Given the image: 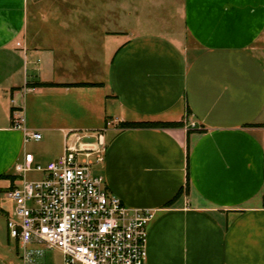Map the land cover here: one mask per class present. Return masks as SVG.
<instances>
[{"label": "crops", "instance_id": "0c3cea01", "mask_svg": "<svg viewBox=\"0 0 264 264\" xmlns=\"http://www.w3.org/2000/svg\"><path fill=\"white\" fill-rule=\"evenodd\" d=\"M82 1L0 0V180L42 163L13 117L54 140L48 162L100 135L107 192L155 212L146 264H264V0H181L166 32Z\"/></svg>", "mask_w": 264, "mask_h": 264}, {"label": "built area", "instance_id": "2783aa9c", "mask_svg": "<svg viewBox=\"0 0 264 264\" xmlns=\"http://www.w3.org/2000/svg\"><path fill=\"white\" fill-rule=\"evenodd\" d=\"M11 128L21 130L26 143L42 139L25 128L22 117H13ZM83 141L70 131L57 159L42 166L27 153L16 166L23 182L8 193L14 210L6 227L21 264H38L45 250H57L61 264H146L147 226L155 212L129 209L110 195L93 172L104 159L102 136L92 144ZM31 172L43 176L27 181Z\"/></svg>", "mask_w": 264, "mask_h": 264}, {"label": "rangeland", "instance_id": "374dc122", "mask_svg": "<svg viewBox=\"0 0 264 264\" xmlns=\"http://www.w3.org/2000/svg\"><path fill=\"white\" fill-rule=\"evenodd\" d=\"M51 1V0H50ZM48 0H43V2L48 3ZM56 1V0H52ZM59 1V0H58ZM61 1V0H60ZM92 2V6L98 7L100 4L104 2H110L115 5V0H90ZM181 0H122L123 7V28H134L133 15L136 14L138 16L143 17H155V28L158 30H165L167 26H171L170 24H166L170 20V11L176 10L175 8L178 6V2ZM75 6L78 3H81L82 0H73ZM108 3V4H110ZM181 3V2H180ZM86 5V4H85ZM81 10V9H79ZM92 11V10H91ZM47 10L44 8V15H46ZM99 12V11H98ZM96 11L93 12V15L97 16H105L108 13V9H101V12L98 13ZM69 14H71L69 12ZM73 16H79L78 12L72 13ZM110 16V15H108ZM166 21V22H165ZM178 23V19L177 22ZM174 23L172 26L174 27ZM178 25V24H177ZM103 26V24H102ZM171 26V27H172ZM172 27V28H173ZM42 136V135H41ZM88 140H84V143H87ZM54 140H50L48 138L42 137L39 142H30L27 144V150L31 151L34 154H39L41 157V164L45 166L49 159L46 157L49 153L53 152ZM99 166L93 167L94 173H99ZM100 174V173H99ZM42 174L39 173H27L26 180L27 181H35L42 178ZM23 182V179L19 176L14 179V186L19 187ZM13 186V187H14ZM12 183L8 179L0 180V264H21L19 260V251L17 249L16 243L14 240L8 237L6 222L7 219L12 217L14 210V203L10 197H8L9 191L13 188ZM61 254L57 250H45L44 256L39 259L38 264H61Z\"/></svg>", "mask_w": 264, "mask_h": 264}, {"label": "trees", "instance_id": "16d2710c", "mask_svg": "<svg viewBox=\"0 0 264 264\" xmlns=\"http://www.w3.org/2000/svg\"><path fill=\"white\" fill-rule=\"evenodd\" d=\"M181 123H122L120 124L121 129H134V128H176L181 127ZM2 178H6L2 176Z\"/></svg>", "mask_w": 264, "mask_h": 264}]
</instances>
